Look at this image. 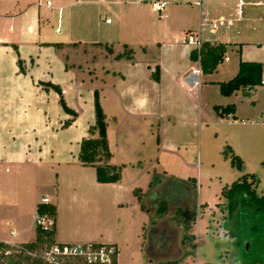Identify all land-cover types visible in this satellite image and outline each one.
Masks as SVG:
<instances>
[{
	"label": "rangeland",
	"instance_id": "obj_1",
	"mask_svg": "<svg viewBox=\"0 0 264 264\" xmlns=\"http://www.w3.org/2000/svg\"><path fill=\"white\" fill-rule=\"evenodd\" d=\"M41 1L44 4L45 0ZM91 1L72 0L61 11L63 15L73 14L72 23L75 24L71 39L113 42L114 55L125 52L122 43H127L134 51L135 64L155 59L163 66L164 82L155 84V91L151 83L144 87L150 99L147 112L142 114L137 110L147 102L140 106L139 101L145 97L138 94V90L131 94L132 91L121 88L125 101L116 102L108 94L101 102L99 82L94 84L96 87L89 88L86 77L80 80L83 73L77 74V64L68 72L63 71L62 54L66 55L61 50L44 51L41 61L36 57L37 65L28 71L25 69V76H19L14 74L17 48L0 44V182L11 180L13 184L7 185L8 189L15 185L33 193L31 204L17 202L12 206L0 196V239H8L9 230L22 232L23 240L33 239L35 202L47 197L56 207L54 235L51 242L38 241L36 231L34 242L39 245L54 241L110 242L119 250V264H165L169 261L177 264H261L260 258L245 256L237 245L236 211L228 215L226 200L220 191L242 176L254 174L257 192L264 193V84L224 96L217 82L234 75L239 59L262 63L264 79V21L261 19H264V6L248 3L254 0H240L241 18H238L236 3L239 0H164L167 5L160 12L153 11V0H101L104 4ZM202 17L210 20L230 18L232 25L224 23L211 30L207 24L199 25ZM105 19L109 22L105 23ZM61 26L58 23L48 28L50 39L64 40ZM189 29L200 30L202 40L221 41L227 46L226 57L216 70L210 74L197 72L198 83L194 85L184 82V76L196 69L188 56L192 46L184 37ZM0 37L7 39L5 34ZM21 43L19 57L29 65V55L34 56L37 50L29 41ZM142 47L147 50L144 54ZM99 49L107 52L104 46L95 50ZM79 57L80 54L73 58L77 61ZM73 58L69 55L67 60L73 62ZM97 62L99 68L106 64L113 70L125 72L130 80L136 79L130 60L101 56ZM44 66L52 73L55 79L52 82L60 85L66 105L75 108L78 115L62 111L53 88L33 84L36 78L40 81L51 79L46 76ZM136 69L141 70V66ZM123 80L126 83L124 76ZM41 84L49 86L46 82ZM94 91L98 93L106 116V138L111 156H99L93 165H84L77 159L80 142L97 136L96 131L93 135L88 131L95 121ZM130 95H134V99ZM226 104L235 106L236 118L221 116L213 109L215 105ZM131 109H136L137 113H124H130ZM37 143L40 150L45 148L41 143L49 147L44 153L48 157L33 153L43 166L32 164L34 156L31 154H26L22 165L10 159L21 145L30 150L28 144ZM228 147L240 158L239 166L232 161ZM49 163L54 168H49ZM105 164L116 166L120 175L118 181L100 183L96 180V167ZM54 172H58L57 176ZM187 177L196 179L195 185L187 181L190 187L188 203L178 207L170 205L164 213H156V205L150 201L152 194L158 196L164 192V185L173 178L185 180ZM134 190L142 199L143 208L137 204ZM24 195L23 191L20 198ZM178 209L196 212L188 228L184 227V217L177 213ZM152 229H156V239L161 231L164 232L162 240L166 248L162 251L156 250L159 242L156 247L151 245ZM247 243L248 253L255 248Z\"/></svg>",
	"mask_w": 264,
	"mask_h": 264
},
{
	"label": "crops",
	"instance_id": "obj_2",
	"mask_svg": "<svg viewBox=\"0 0 264 264\" xmlns=\"http://www.w3.org/2000/svg\"><path fill=\"white\" fill-rule=\"evenodd\" d=\"M47 1H50V5H47ZM77 1H83V0H77ZM71 2H72V0H45V2L43 4V2L41 0H0V25H1L0 26V36L5 34L6 38H7V39H5V38L0 37V41H3V40L9 41V42L3 41V42H0V44H5V47H7L8 45H13L15 48H17V50L15 49V51L17 52V58L16 57L14 58L15 59L14 62L16 65V68L14 69V74L15 75L19 74V76H25L27 74L25 69L28 71L29 69L33 68V65L36 66L37 63H36L35 58L36 57L38 58V62L41 61V56H43L44 51H46V50L48 51V50H52V49L61 50V52H63L66 55V56H64L62 54L63 62H64V64L62 65L63 71L68 72L70 69H72V67L75 66V64H77L76 65L77 66L76 67L77 68V74H80V72L83 73L81 75L83 77L80 76V80L82 78L86 77L87 82H88L87 85L89 88L90 87H96V86H94V84L99 82L100 85H98L97 87L100 89L99 94L101 97V99H100L101 102H104L105 96H108V94H110L111 97L114 98L116 102H118L119 99H124V97L122 98V94L120 92L121 88H123L124 90H130V93L132 91L131 94H136V92L138 90V94H140V95L142 94V96H144L147 99V105L145 104L142 108L137 110V112L145 114V112H147L146 109L148 107V102H149L150 98H149V95L147 93V90L144 87L147 86V83H151L153 86L152 87L153 91H155V89H156L155 84L161 85L164 82L165 77H164L163 66L160 65L159 63H157V60H155V59H153L152 62H149V63H144V61H142V63L135 64L136 61L134 62L132 60V58H133L132 53L134 51H133V49L128 47L127 43H122L123 49L126 48L125 52L121 51V52H118L117 54L114 55L113 54V50H114L113 49V42H107V41H105V42H90V41L89 42H82L80 40L78 42H76V40L71 39V37H72V25L75 24V23H72L74 21L73 14H71L70 12H66V14L63 15V12H61ZM54 3L56 4L55 6H54ZM91 3L104 4V1L101 2V0H92ZM239 3H240V0L236 3L237 8H238ZM248 3L251 5H254V6H264V0H254V1H249ZM235 7H236V5H235ZM242 16H243V14H242ZM237 17L241 18V16H238V15H237ZM228 19H230V18H228ZM250 19H253V18L250 17ZM261 19L264 21L263 18H261ZM262 20H260V21H262ZM3 21H4V24H3ZM52 23L55 24V26H58V23H61V25H62L61 27L64 31V40L57 39L56 41H54V40L50 39L51 32L48 30V28L53 26ZM105 23H107V22H105ZM190 31L198 33L197 37L200 40H202L200 37V34H201L200 30L193 31V30L189 29V30L184 32V37H185V33L190 32ZM203 40H207V39H203ZM25 41L31 42L34 45L35 50H37V52L34 54V56L29 55V57H28L29 65L26 63L25 59L19 57L20 54H18L19 53L18 49L20 48V45H22L21 42H25ZM208 41H210V42H221V41H211V40H208ZM122 45H121V49H122ZM157 45L159 46L160 43H158ZM75 46L78 47L76 50L74 49ZM103 46L107 49L106 53L101 51L100 49H99V51L95 50L96 48H102ZM70 47H74V48L72 50H68V48H70ZM91 47H92V51L95 54H91L93 52L89 51V49ZM191 49H192V47L190 48V50ZM143 50H145V52H143ZM190 50H189V52H190ZM141 52L144 54L147 52V50L144 47H142ZM79 54H80L79 59L77 61H75V59L73 58L74 55H79ZM69 55H71V57L73 58L72 59L73 62H71V61L69 62L67 60ZM101 56H105L106 58H110V59L114 58L116 60H124V58L127 60H130V63H132L134 65L133 67L135 68L134 73L136 74V79L130 80L129 79L130 76H128L125 72H121L120 70H118V71L113 70L111 67H108L106 64L101 65V67L99 68L98 67L99 65L97 64L98 63L97 60H99ZM188 56H189V54H188ZM98 57H99V59H98ZM18 60H20L21 64L18 63ZM191 62L195 63L196 69H198L199 72L201 73L198 63L194 62V61H191ZM137 66H141V70H137L136 69ZM156 67L158 68V71H159L158 72V81H156L153 78V73L155 72ZM43 69L47 70L48 75H46V76L48 78L50 77L51 79H48L47 81H40V79L36 78L35 80H32L33 84L36 86H42L46 89H48L47 87H51V85H56L60 88L59 84L52 82V81H55V79H54L53 75H51L52 73L50 71H48V66H44ZM196 69H194V70H196ZM146 73L148 75H145ZM191 73L186 74L184 76V82L187 84H191V80L188 77ZM122 76H124V78H126V83H124V80L121 81ZM194 77H195L194 74H192V76H191L192 80ZM141 81H142V84L140 86H138V84ZM41 82L49 83V86H43L41 84ZM184 82H181V85L185 84ZM121 83H124V84H121ZM124 90H122V91H124ZM140 90H143V91L139 92ZM61 94H62V89H61ZM63 95L64 94H62V97H63ZM129 97L134 99V95H130ZM93 99H94V96L92 94V103H93ZM124 101H125V99H124ZM58 103H59V94H58ZM71 109L74 110L75 113H77V115H78V112L75 110V108H71ZM235 110H236V108H235ZM93 111H94V109H93ZM129 111H130V113L129 112H124V113L125 114H132L133 112L137 113L136 109H131ZM231 116H232V118H236L235 111ZM38 146H39L38 143L37 144H28V148H30V150H28V149H24V145H21L20 149L18 151L14 152L13 154L10 155V159L13 160V163L22 165L26 161L25 160L26 154H31L33 156H34V154H38V155H41L42 157H44V155H45V157H48L44 153L49 151V147H47L41 143V146H43L45 148L43 150H40V148H37ZM25 148H26V146H25ZM21 154H23V156H24V158H22V159H21ZM35 158L36 157L34 156L33 161L32 162L30 161V162L32 164H35V165L40 166V167L43 166L44 163L41 162V160L37 161V159H35ZM47 165L49 166V168H54L50 163ZM15 166L17 167V165H15ZM5 170L7 171V169H5ZM49 171H51V170L49 169ZM54 174L57 176L58 172H54ZM10 184H13V182L11 180H7V179H3L0 182V196L7 205L12 206V205H15L17 202H21L22 204L26 203V202H29L30 204L32 203L33 196H31V195H33V193L29 194V193H27L25 188L19 189L15 185L13 188L8 189L7 187ZM22 190L24 191L25 195H24V197L20 198V195L23 192ZM45 198H47V197H45ZM40 200H41V198H40ZM38 203L40 204V202H38ZM38 203L35 202L36 205L33 209V212L35 211ZM49 204H51V203H49ZM137 204H138V202H137ZM14 232L16 233L15 237H12V235L9 233L11 236L8 239H0V242L5 243L9 240H14V241H21V242L30 243V242L35 241L36 229H35L34 238L30 239L28 241L25 239L23 240V238L20 237V236H22V232H18V231H14Z\"/></svg>",
	"mask_w": 264,
	"mask_h": 264
},
{
	"label": "trees",
	"instance_id": "obj_3",
	"mask_svg": "<svg viewBox=\"0 0 264 264\" xmlns=\"http://www.w3.org/2000/svg\"><path fill=\"white\" fill-rule=\"evenodd\" d=\"M227 52L226 43L223 42H210L208 40H201L197 48H192L189 52L191 61L197 62L199 69L203 74H210L216 70V67L221 63ZM20 64V60H18ZM263 66L262 63L256 61H249L239 59L237 70L234 75L225 81H218L219 92L224 96H229L235 91L242 88L251 89L261 84ZM158 68L156 67L153 73V78L158 81ZM51 87L59 94V104L65 113L70 115L76 114L74 110L69 108L64 98L61 95V89L56 85ZM93 109H94V124L88 128L90 134L96 131L95 138L83 139L79 145V152L77 155L78 160L84 165H93L99 156L110 157L111 153L108 150L106 138V116L100 105L97 91L93 92ZM216 112L224 116H231L235 111L233 104L215 105L213 107ZM232 117V116H231ZM73 119V118H72ZM69 123V121L67 122ZM70 124V123H69ZM68 124V125H69ZM232 154V161L236 162L239 166L241 160L233 154L230 147L227 148ZM225 152V151H224ZM226 157V155H225ZM96 180L100 183H114L119 180L120 175L115 165L105 164L97 166L95 169ZM193 181L195 185L196 179L188 177L185 180L179 178L171 179L164 185V192L161 194H152L150 197L151 203L154 204L155 199H159L156 204L155 212L162 214L167 211L170 205L180 206L187 204L189 201L188 191L190 190L187 181ZM151 182H149L150 184ZM151 185V184H150ZM257 180L254 174L244 175L241 179L233 181L230 185H225L220 191V195L226 200V210L228 215H232L236 211V234L239 237L236 241L238 246H241L243 253L253 255L256 259H261V264H264V193L259 194L256 190ZM137 198L138 204L143 208L142 199L137 195L136 190L133 191ZM183 203V204H180ZM55 206L53 204H38L37 210L41 213H47L51 216L54 215ZM183 218L184 227L188 228L190 221L195 218L196 212L177 210ZM38 241L46 240L53 241L54 231L42 230L36 227ZM245 242L253 245L254 250L246 252ZM53 243V242H52ZM5 243L0 242V248L4 247ZM30 246H33L30 244ZM260 251L261 254H258ZM254 258V259H255ZM162 264V263H160ZM165 264H177L175 261H169Z\"/></svg>",
	"mask_w": 264,
	"mask_h": 264
},
{
	"label": "built area",
	"instance_id": "obj_4",
	"mask_svg": "<svg viewBox=\"0 0 264 264\" xmlns=\"http://www.w3.org/2000/svg\"><path fill=\"white\" fill-rule=\"evenodd\" d=\"M50 5V1H47ZM167 5L164 0H153L152 9L160 12ZM241 2L238 4L237 15H241ZM109 22V19H105ZM232 25L231 19L219 17L217 20H210L202 17L199 25L207 24L211 30L218 28L222 24ZM198 33L187 32L185 41L192 48L200 45ZM199 70H194L192 74L196 76ZM197 77L193 78L192 85L197 84ZM264 84V80L261 81ZM41 204H47V198L41 197ZM32 221L35 227L42 230H50L54 225L53 216L41 213L37 210L32 214ZM9 233L15 237L16 233L10 230ZM32 244L33 246H30ZM119 250L114 243L110 242H53L49 245H39L36 242H21L9 240L5 246L0 248V264H119Z\"/></svg>",
	"mask_w": 264,
	"mask_h": 264
},
{
	"label": "flooded vegetation",
	"instance_id": "obj_5",
	"mask_svg": "<svg viewBox=\"0 0 264 264\" xmlns=\"http://www.w3.org/2000/svg\"><path fill=\"white\" fill-rule=\"evenodd\" d=\"M158 202H159V199H155V200H154V204H155V205H156ZM184 205H186V204H184ZM159 234H160V235H159L158 239H156V238L154 237V236L157 235L156 229H152L149 238H150V240H151V245H152V246H155V247H156V243L159 242V247H157L156 250H157V251H162V249H165V248H166V247H165L166 242L162 240V238H163L162 236H163L164 232L161 231ZM155 247H154V248H155ZM153 256H155V255H153Z\"/></svg>",
	"mask_w": 264,
	"mask_h": 264
},
{
	"label": "clouds",
	"instance_id": "obj_6",
	"mask_svg": "<svg viewBox=\"0 0 264 264\" xmlns=\"http://www.w3.org/2000/svg\"><path fill=\"white\" fill-rule=\"evenodd\" d=\"M147 102L146 98L142 101H139L140 106H143Z\"/></svg>",
	"mask_w": 264,
	"mask_h": 264
},
{
	"label": "water",
	"instance_id": "obj_7",
	"mask_svg": "<svg viewBox=\"0 0 264 264\" xmlns=\"http://www.w3.org/2000/svg\"><path fill=\"white\" fill-rule=\"evenodd\" d=\"M244 245H245V248L247 249V245H248V243H247V242H245V244H244Z\"/></svg>",
	"mask_w": 264,
	"mask_h": 264
}]
</instances>
